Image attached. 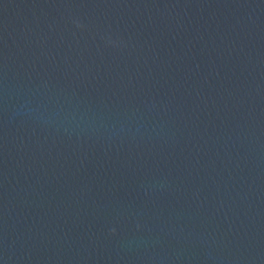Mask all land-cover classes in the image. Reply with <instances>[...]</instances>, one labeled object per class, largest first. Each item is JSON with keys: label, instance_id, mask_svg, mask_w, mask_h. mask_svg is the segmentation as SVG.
<instances>
[{"label": "water", "instance_id": "95a60500", "mask_svg": "<svg viewBox=\"0 0 264 264\" xmlns=\"http://www.w3.org/2000/svg\"><path fill=\"white\" fill-rule=\"evenodd\" d=\"M0 264H264V0H0Z\"/></svg>", "mask_w": 264, "mask_h": 264}]
</instances>
